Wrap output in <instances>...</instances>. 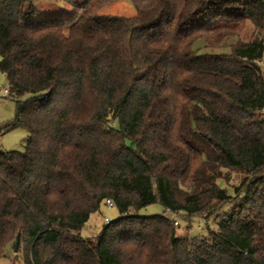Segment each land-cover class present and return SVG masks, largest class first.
Returning <instances> with one entry per match:
<instances>
[{
	"label": "trees",
	"instance_id": "obj_1",
	"mask_svg": "<svg viewBox=\"0 0 264 264\" xmlns=\"http://www.w3.org/2000/svg\"><path fill=\"white\" fill-rule=\"evenodd\" d=\"M63 1L73 16L35 20L0 0L4 130L28 131L0 149V257L20 234L24 264H264V0ZM107 199L120 216L84 236ZM156 202L230 209L190 237L139 213Z\"/></svg>",
	"mask_w": 264,
	"mask_h": 264
},
{
	"label": "rangeland",
	"instance_id": "obj_2",
	"mask_svg": "<svg viewBox=\"0 0 264 264\" xmlns=\"http://www.w3.org/2000/svg\"><path fill=\"white\" fill-rule=\"evenodd\" d=\"M33 7L36 9L35 16L31 19L43 20L47 18H69L74 15V8L63 0H32ZM106 13L120 14L125 16H133L136 14L134 5L127 1H117L109 4L102 10ZM1 59V56H0ZM9 84L7 76L0 70V149L18 150L25 152L27 148L28 131L23 127H16L11 130H4V125L12 120L15 116L16 101L9 96ZM26 94L23 98L28 97ZM257 117L264 119V110L257 112ZM236 179L233 183H236ZM230 209V204L224 205L219 214L205 218L202 216H194L191 220H187L183 216L172 215L173 219L178 220L179 225L176 226L178 234L188 232L190 237L208 236L209 232L218 229V222L221 217ZM166 209L159 203L150 204L140 210V214L144 216L162 214ZM166 215L171 216L168 211ZM120 216L119 209L114 205L107 206L105 203L101 208L93 212L89 221L84 225L82 234L86 237H95L100 232L105 223V218L116 219ZM0 264H24V252L15 251L13 246L6 250L5 256L0 257Z\"/></svg>",
	"mask_w": 264,
	"mask_h": 264
},
{
	"label": "built area",
	"instance_id": "obj_3",
	"mask_svg": "<svg viewBox=\"0 0 264 264\" xmlns=\"http://www.w3.org/2000/svg\"><path fill=\"white\" fill-rule=\"evenodd\" d=\"M105 204H106L107 206H109V207L114 206V202H113L111 199H107L106 202H105ZM168 212H169V214L171 215L170 218L173 220L175 226L179 225L178 220L172 218V215H175V214H174L173 212H171V211H168ZM110 221H111L110 218H107V217L105 218V222H106V223H109Z\"/></svg>",
	"mask_w": 264,
	"mask_h": 264
},
{
	"label": "water",
	"instance_id": "obj_4",
	"mask_svg": "<svg viewBox=\"0 0 264 264\" xmlns=\"http://www.w3.org/2000/svg\"><path fill=\"white\" fill-rule=\"evenodd\" d=\"M20 243H21V235L18 234L17 237H16L15 245H14V250L15 251H18L19 250Z\"/></svg>",
	"mask_w": 264,
	"mask_h": 264
}]
</instances>
